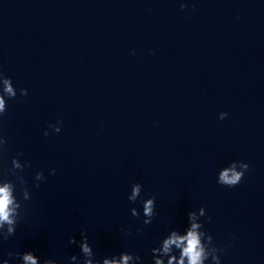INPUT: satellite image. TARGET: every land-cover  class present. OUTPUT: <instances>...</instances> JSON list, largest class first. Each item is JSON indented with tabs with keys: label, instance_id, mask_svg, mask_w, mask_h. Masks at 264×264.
Listing matches in <instances>:
<instances>
[{
	"label": "clouds",
	"instance_id": "1",
	"mask_svg": "<svg viewBox=\"0 0 264 264\" xmlns=\"http://www.w3.org/2000/svg\"><path fill=\"white\" fill-rule=\"evenodd\" d=\"M186 8L184 3L181 4V11ZM20 96H27L28 89L20 88ZM17 96V88L14 86L11 77L6 76L0 71V158L8 151V138L3 132V117L7 112V99H14ZM228 116L227 112H221L219 119L224 120ZM62 128V122L57 121L55 125L49 124L48 129L53 133H59ZM45 137L50 135L46 129L43 132ZM22 152H18L11 159V168L6 172L0 171V243L6 242L9 238L15 236L17 227L24 217L26 203L32 196L28 187V181L22 174L25 167H31L27 161L21 162ZM239 165V167H237ZM249 170V164L243 161H232L228 166L218 172L217 183L225 187H235L244 178L245 173ZM56 170L50 169L49 175H55ZM13 177L9 179L8 176ZM46 179L43 171H37L34 180L39 183ZM17 184L20 185V192L17 197ZM142 185L134 183L131 186V192L128 200L135 203L138 198L142 202L143 225H150L153 218L157 215L156 198L150 196L147 199L141 197ZM131 215L140 217L141 212L137 208L131 209ZM206 217V209L200 207L198 211L188 213V225L181 232L178 229H172L159 242V246L151 249L153 264H222L221 255L227 249L217 247L213 242V236L204 230V223L201 218ZM211 221V217H207ZM127 235H131L129 230ZM81 239L70 237L69 243L78 245L79 255H72L68 258V264H144L143 258L139 254L123 251L114 254L111 257L105 256L102 260L96 258V253L89 243L88 235L85 231L80 232ZM8 258L15 259L17 264H59L55 258H41L32 251H16L7 253ZM2 264H10L9 259H3Z\"/></svg>",
	"mask_w": 264,
	"mask_h": 264
}]
</instances>
